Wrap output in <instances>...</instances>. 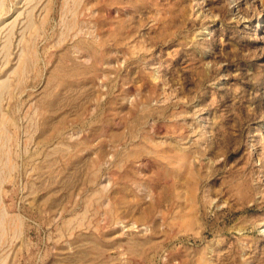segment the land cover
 I'll return each instance as SVG.
<instances>
[{
	"label": "rangeland",
	"instance_id": "obj_1",
	"mask_svg": "<svg viewBox=\"0 0 264 264\" xmlns=\"http://www.w3.org/2000/svg\"><path fill=\"white\" fill-rule=\"evenodd\" d=\"M0 264H264V0H0Z\"/></svg>",
	"mask_w": 264,
	"mask_h": 264
}]
</instances>
